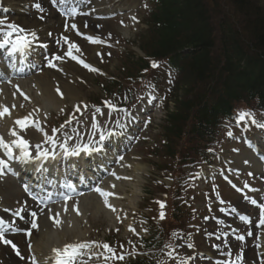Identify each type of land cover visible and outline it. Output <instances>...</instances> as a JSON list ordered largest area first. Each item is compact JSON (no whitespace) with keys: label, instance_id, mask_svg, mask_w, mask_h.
I'll return each mask as SVG.
<instances>
[{"label":"rangeland","instance_id":"374dc122","mask_svg":"<svg viewBox=\"0 0 264 264\" xmlns=\"http://www.w3.org/2000/svg\"><path fill=\"white\" fill-rule=\"evenodd\" d=\"M202 1L204 2L206 7L208 6V8H206V9H207L208 13H210V21H211L213 29L215 30L214 34H213V37H214L213 44H214L216 56H220V50H219V47H218L219 46L220 34H221V32L219 30L220 29L219 28L220 18L221 17L225 18V17L228 16L227 20L229 22L231 21L232 23H234L236 25V23L242 22L243 15L241 13L234 12V9L231 6H228L226 0H202ZM248 3H249L248 10L250 12L255 11V8H256V10L260 11V13H261L260 16L264 18V0H248ZM251 27L252 28L255 27V24H251ZM133 46L134 47L131 48L132 51H133L134 48H135L134 50H136L137 47H140L142 50L147 51V52H154L155 49H156L155 42H154V37L146 36V35H143V37H141L140 40L137 39L136 43H134ZM134 55L136 57L141 56V54H138L135 51H134ZM220 60H221V63H223L221 58H220ZM114 61L115 62H113V63L109 64V66H107V69L108 70H112L114 72L113 74L120 75V73H122L120 67L123 65L124 61L122 63L117 62V59H115ZM137 64L138 63L135 62V59H130L128 61V65L127 66L129 67V69H131V72H134L136 70ZM116 66L118 68H120L117 71L115 69ZM124 74L125 73L123 72L122 76H124ZM48 80L51 83L54 82L52 77H48ZM63 80H65V82L67 83L66 79H63ZM178 81H179V79H178ZM28 85H29V83H28ZM73 85L74 86H76V85L78 86V89L77 88L76 89L78 90L79 95L82 98H86L87 97V98L92 99V98H95L97 96V87L96 86H93V85L90 86V84L88 86L87 85L83 86L81 84H76V83H74ZM181 86H182V84H181ZM179 87H180V85L178 86V88ZM28 88H29V90H31V93H33V97L39 95V93L36 92V89L33 88V86H29ZM186 88H188V87H186ZM207 88H208V86H206V89ZM202 91H203L202 87H198L196 89V91L191 96L190 106H193V105L196 104V99L199 98V96L202 93ZM34 93H36V94L34 95ZM174 95H175V89L173 90L172 94L170 95V99H172V96H174ZM65 104L70 105L69 103H65ZM243 105H244L243 103H239L237 107L243 106ZM246 105L250 106V105H253V104L247 103ZM172 107H173V105L170 104L168 108L171 109ZM48 110L51 111L50 113H53V112L56 111V109H53V108L47 109V111ZM164 114H165V111L158 115V117H157V119H156V121H155V123L153 125V129H155V127L160 124V121L162 122L164 120ZM153 129H151V131L148 133V136H149V138L151 140L149 143L152 144L153 139H155L156 143H160L162 138L159 135V133H161V132L163 133V131L162 130L159 131L158 129H156V131H155ZM183 140H185V137H184ZM136 148L139 149L138 146H136ZM144 149L145 148H142V150H144ZM142 165L145 168L146 174L143 175V176L138 175L137 176L138 178H136L135 182H129V183H127L126 185H124L122 187L123 190L126 193L127 198H128V199L125 198V200L122 201V204L125 205V206H129L130 203L133 205V207L135 205L142 204L143 199H145L147 197V195H146L147 189L150 190L149 185H148V182L150 181V179L148 178V176H149V174H151L152 170H151V167L148 164L145 165V163H144ZM153 180H154V178L152 179V181ZM4 184H7V185L3 186ZM8 185H10L9 182H1L0 183V189H1L0 190V194L3 195L2 198L3 197L7 198L5 200V202H3L4 203L3 207H5V208H9L10 205L14 203L12 201L13 198L10 199V196L11 195L13 196V193H12V190L8 189ZM150 185H151V183H150ZM4 188H7V190H5ZM19 197H20V195H19ZM145 204H147V203L145 202ZM102 215H103V213H97L95 215L96 217L94 216L92 218L93 223L99 221L100 219H102L104 221V226L102 227V229L95 230L93 232L88 231L87 234L91 233L93 235H95V234H97V235L105 234L106 235V230L109 228L108 225H107V223L109 224V221H108L109 219H107L106 217H104ZM80 224H82V223H80ZM81 229L84 231V230L87 229V227L82 225ZM0 250H1V254L7 253V252H5L2 249H0ZM3 256H4V258H8L7 254H4ZM249 259L252 260V263L254 261H256V254L254 253V256L252 257L251 253L249 252Z\"/></svg>","mask_w":264,"mask_h":264},{"label":"snow or ice","instance_id":"6c2138e0","mask_svg":"<svg viewBox=\"0 0 264 264\" xmlns=\"http://www.w3.org/2000/svg\"><path fill=\"white\" fill-rule=\"evenodd\" d=\"M37 8L40 7L39 4L35 5ZM133 20H136L135 17L132 18ZM0 25H4V21L0 20ZM75 27V26H73ZM6 28L8 29L7 31H4L2 28H0V32L3 33V39H0V49L5 48L6 46H10L11 47V52L12 53H23L25 52V50L29 49V47L31 46L32 41H30L28 39V35H21V33H25L26 29H24L23 27H20L16 24H7ZM17 34L15 39H13V34ZM33 38L36 37V33L35 32H31L29 33ZM63 39L67 42L68 41V37L65 36L63 37ZM46 47V46H45ZM77 49L78 50V46L75 44H71L67 50V52L65 53L67 56L76 59V57L73 55V49ZM57 60L62 59L61 56H56ZM81 63H83L81 61ZM48 65L49 67H55V65L52 63L51 60L48 61ZM84 67L89 68L91 71H98V69H94L91 68L90 65L84 64ZM152 67H158V65L153 62L152 63ZM57 92L59 93L60 90L59 88H57ZM61 96H63V93H60ZM27 99V97H25ZM21 107H23V105H21ZM114 107V106H113ZM79 110V109H77ZM9 114V110L8 108H4L3 111H0V117H3L5 115ZM130 115V114H129ZM248 113H240L238 120L239 121H243L245 120L246 116H248ZM29 119L30 117H24L23 119H18L16 120V124L19 125L21 128H25L28 126L29 123ZM34 123V121H33ZM253 123H255V121L253 120ZM259 127H264V125H258ZM120 127H124L123 125H120ZM53 131H58L56 129H54ZM10 135L13 137H17V133L16 131L13 129L10 132ZM47 135V134H45ZM108 135H112V133H109ZM50 142H54L53 139L51 137L48 138ZM105 140V136L103 134L100 135L99 137V141H103ZM11 144H15L17 148H19L21 150L22 153V158H25L27 160H40V159H55V153H50L48 151H42V152H38V154L33 157V155L28 151L29 148V142L25 139H23L22 137H17L15 140L11 141ZM11 144L10 143H6L4 140L3 136H0V148H4L7 150L8 154L11 155L12 149H11ZM37 149H39V145L36 146ZM61 147L63 148V155L68 156V157H72V156H79L82 152L85 154H90V153H99L102 151L101 147H90L89 145L85 144L83 146L77 144L75 147L69 149L66 144H62ZM121 160H123V157H120ZM7 167V163L4 160H0V176L4 175V169ZM129 167H131V165H129ZM112 175H116L115 173H112ZM117 179H125V180H130L131 177H119L116 176ZM111 187H115V185H112ZM95 191L97 193H99V195L101 197H103V203L112 208L113 206L109 203L108 197L115 195V193H111V192H106L103 189L97 187L95 189ZM68 197H65V200H67ZM67 207L65 208V211H67ZM113 210H115L113 208ZM73 211L76 212L77 215H80V211H79V205L78 202L77 204L73 205ZM57 216L59 215L58 213L56 214ZM36 216L37 213L36 212H32L31 213V221H30V225H31V229H37L39 227L37 220H36ZM164 217V214L161 213V218ZM49 219H53L55 226H60L61 221L59 219H55L53 217H48ZM3 221H0V224H2ZM260 223L262 225H264V219H262L260 221ZM28 235H31V231L28 232ZM0 240H3V242L5 244H9L12 246L13 249H16V255L19 256L20 253L17 249V246L8 239L4 238L3 233H0ZM91 247V244L88 242H73V243H65L62 247H58V248H53L52 252L55 253V260H56V264H74L75 260L77 259V257H79L80 255L83 254L85 249H88ZM103 248L111 251L110 246L108 244H104ZM23 259V257H21ZM119 259H123V256L118 257ZM33 264H35V261H33Z\"/></svg>","mask_w":264,"mask_h":264},{"label":"bare ground","instance_id":"6f19581e","mask_svg":"<svg viewBox=\"0 0 264 264\" xmlns=\"http://www.w3.org/2000/svg\"><path fill=\"white\" fill-rule=\"evenodd\" d=\"M12 1L13 0H3V3ZM19 22L24 25L22 21ZM27 51L28 49L25 50V53H27ZM261 76H264L263 72ZM31 81L34 82V84L37 86L36 92L39 93V95L32 98L31 104H27L28 108L42 107L44 109H55L59 107L62 102H60V100L55 96L57 88H59V90L62 89L64 100L68 101L70 104H74L80 99V95L77 90L74 87L65 84L61 79L59 81H54L59 85V87L54 86L53 83L47 81L45 78L33 79ZM35 94L36 93H34V95ZM9 102L14 103L13 100H9ZM134 168L136 169V171H141L140 165L138 164H134ZM122 185V182H120V188L122 187ZM101 202V199L96 200V198L94 197L85 199L83 204L80 206V213L82 214L80 219L90 222V219H87L85 217V214L87 212H90L93 216H95L99 212H103L105 214V217L111 220L112 217L110 216V214L101 208ZM72 216L73 215L65 217L64 223H61L60 226H55L53 228L51 224L47 225L46 222L42 220V224L38 232L34 233L32 238L29 240L32 245L33 253L40 256L42 259H45V257L51 253L53 248L62 247L65 243H72L71 241L76 238L84 239L83 234L87 231H82L78 226L79 219H76ZM71 225H73V227ZM51 228L54 230L51 231ZM87 253L88 252L85 251L83 252L84 255Z\"/></svg>","mask_w":264,"mask_h":264},{"label":"trees","instance_id":"16d2710c","mask_svg":"<svg viewBox=\"0 0 264 264\" xmlns=\"http://www.w3.org/2000/svg\"><path fill=\"white\" fill-rule=\"evenodd\" d=\"M197 4L198 1L194 0ZM232 3L239 9V10H245L244 13H247L246 9L249 5L248 0H231ZM257 14H254L255 20L251 22V24H255V27H251V40L250 45L254 47L255 50L258 51V53H262L264 55V18L259 16V10H255ZM250 24V25H251ZM203 28V29H202ZM183 29L185 34H188V32H192L193 35L190 37L189 41L191 42V38H193L194 42H201L208 38L210 36V33L206 31L204 27L201 25H196L195 23L187 22L183 25ZM238 38H240V35H236L233 32H228L227 35H224L221 39V43H227L231 50L237 49L238 46ZM226 62H231L232 59L227 58ZM191 71L192 74L195 76L197 81H202L203 76L208 72L209 69V58L207 55V52L200 50L199 52L194 53L192 58V64H191ZM232 74H230L231 76ZM233 79H236L233 76Z\"/></svg>","mask_w":264,"mask_h":264}]
</instances>
